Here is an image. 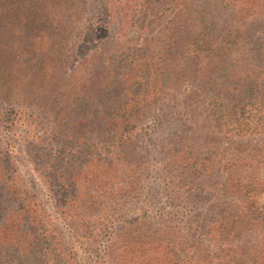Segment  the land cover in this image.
Instances as JSON below:
<instances>
[{"label":"trees","instance_id":"16d2710c","mask_svg":"<svg viewBox=\"0 0 264 264\" xmlns=\"http://www.w3.org/2000/svg\"><path fill=\"white\" fill-rule=\"evenodd\" d=\"M0 1V127L26 114L48 196L0 138V264H80L101 233L106 264H264V0ZM152 160L164 203L132 219Z\"/></svg>","mask_w":264,"mask_h":264},{"label":"rangeland","instance_id":"374dc122","mask_svg":"<svg viewBox=\"0 0 264 264\" xmlns=\"http://www.w3.org/2000/svg\"><path fill=\"white\" fill-rule=\"evenodd\" d=\"M91 7H93V10L89 11L88 14L86 13L85 15L87 18L86 24L91 25V26H97V28H94L96 31L94 30V32L90 34L88 41L81 43L82 47L79 48L80 55H82L81 53H83L81 48L86 49L87 47H90L91 48L90 53H93L94 49L96 48V45L99 42V37L104 34V27L100 22L90 21V17H93L91 14L94 11L98 10L99 5L97 4V2H94L93 6ZM136 11H140V8H137ZM134 13L136 12L131 11L130 15H134ZM118 20H120V11L116 15L114 14V18L109 17L108 23L110 24L111 22H115ZM123 33H124L123 38H125L127 31L125 30ZM132 34H134L133 36H135L136 39H141L143 42L145 41L144 38H146V36H144L145 35L144 31H141V32H139V30L137 32L133 31ZM128 35L130 37L132 36L130 32ZM58 58L59 60H64L62 56H59ZM76 59H79V56H73L72 54V56H70V65L72 67L77 66V69H79L78 76L81 78V73L85 66H84V63H82V65L78 64V60ZM63 100L64 99H61V101ZM18 108L19 107L16 106L15 111L18 110ZM147 116L148 115L146 114V117ZM24 119H27L26 114L20 113L18 111H16V113H13L9 119V121L12 122L13 124H10L9 126H7L2 123V126L0 127V138H1L2 144L6 146L7 149L12 153L15 163L19 169L18 171L20 174L23 175L24 179L26 180V183L34 187L36 190L41 192V194L44 195V197H46L47 196L46 187L44 186L43 180L33 169V164H32L33 157H31L30 152L26 150V147L24 145L25 137L29 134L28 131L32 129L31 126L30 127L25 126ZM35 123L36 122L34 121L32 122V124H35ZM33 130L34 131L38 130V126L37 127L35 126ZM147 131H150V130L148 129L145 132ZM155 168H156V165H154V161L152 160L150 162L151 174L148 179V182L150 183V187L153 190V192L148 191L149 193L146 194L147 195L146 198L147 200H149V202L141 201V203L146 204V207H144V212H140V207H142L140 202L134 206L133 214L130 213L129 215L130 218L132 219L137 218V215L139 214L146 215L147 217L150 216V218H153V217L156 218L158 212L161 211L160 206L161 204L164 203L165 195L160 189L161 183L158 180H153V177L157 175L155 171L152 172ZM155 184H159V185H157V187H154ZM261 197L259 199V202L261 204H264V194ZM47 207L48 208L52 207L51 201H49V198L47 201ZM54 217L56 218L55 226H57L60 229V231H62L66 235L67 238H70L71 240L74 241L73 235L70 229H68L66 224L62 221V218L60 217V215L55 213ZM100 236L102 238L100 237V239H98V241L92 245H78L77 243L75 245H72L73 249L77 250L76 256H78V259H79L78 262L80 264H106L105 262H107L108 258L104 253V248L106 246L104 245L105 237H103V233H101ZM101 241H102V244H101Z\"/></svg>","mask_w":264,"mask_h":264}]
</instances>
